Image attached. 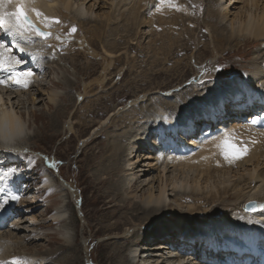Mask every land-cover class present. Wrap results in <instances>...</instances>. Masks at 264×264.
I'll list each match as a JSON object with an SVG mask.
<instances>
[{"label":"bare ground","instance_id":"6f19581e","mask_svg":"<svg viewBox=\"0 0 264 264\" xmlns=\"http://www.w3.org/2000/svg\"><path fill=\"white\" fill-rule=\"evenodd\" d=\"M109 1H111L112 12L108 14L107 19L98 21L94 17H97L94 11L96 6L94 0H11L10 3L5 4L3 10L14 11L16 5L22 2L37 27L38 15L32 9H37L47 18L70 17L72 21H79V24L87 30L91 27H85V25L94 21L92 30L95 31H92L93 34L89 33L91 37L87 40L79 41L81 51L75 57L100 61L101 55L98 52L101 50L113 56L107 64H105L106 59L102 58L105 64L103 65L105 78H109L101 84L99 81L97 83L104 91L108 92L116 64L123 59L126 60L128 63L124 73L126 77L135 70L139 58L146 57L145 48L155 54L150 60L143 61L149 66V71H145L143 75L139 74V77L131 78L128 84L126 81V84L138 85L141 81L147 82L148 76L151 75L150 90H155L154 85L159 86H156L159 90L176 88V86L183 88L171 96L154 97L151 103L145 101L147 106L142 107L141 112L137 113L134 109L131 115L127 117L122 115L124 123L120 125L121 119L117 121L120 129L107 133V138L111 139L112 144L109 154L112 153L111 156L114 157L104 161L107 164L103 166L109 168L113 163L116 169L118 168L121 173L124 171L125 175H121L118 179L120 181L115 184L117 185L113 192L115 198L111 197L109 201L102 202L101 206L95 210L97 214L101 213L99 217L82 219L86 223L78 227L77 220L74 218L76 212L73 211L70 201L74 203L75 200L80 203L83 214L88 209L85 208L84 199H80L79 191H76L73 186L70 187L72 196L64 193L68 196V201L64 203L67 197L64 195L62 204L53 209L55 213L47 222L43 221L41 213L34 214V211L30 217L22 216L34 210L35 207L31 205L35 201L25 199L27 197L21 198V196H28L33 190L38 189L30 185L25 187L24 192L18 194L13 192V196L8 198L4 205L14 208L12 214L17 213L18 220L6 233L1 232L9 215L0 212V226H3L0 228V261L7 264H13L17 259L20 264H223L221 255H216L220 257V261H217L213 254L226 252L225 256L231 253L232 257L229 260L224 259L225 261H231L232 264L235 259H238L237 264H247L250 258L242 259L241 249L232 251L230 247H232V241H239L235 242L237 247L241 241H244L247 244L245 252L253 255L259 254L263 248L261 245H264V210H261V207L257 213L244 210L246 202L251 200L257 201L259 206L264 205V114L258 119L256 117L253 119L251 114L254 103L260 105L259 101L264 100V48L262 49L264 6L259 5L261 0H244L246 3L242 7L239 6L240 8L234 6L233 0H207L208 7L204 10L202 23H200L201 16L196 14L200 7L191 0L182 1L192 9L193 16L185 11L178 14L166 8H160L158 11L162 17L158 21H154V16H150L153 7L151 0ZM90 2V6H87ZM230 8L240 10L237 11L228 27L225 19L231 12ZM147 23H149L150 32L143 30L144 26L148 27ZM180 26L182 29L179 35L175 36L174 31ZM202 28L209 30L208 36L211 41L204 44L209 48L205 53L199 51L204 45L200 46L196 53L202 56L210 52V46H213L214 52L218 54L217 58L204 64L203 72L198 70V73H193L194 69L190 67V62H185L181 66V60L189 59V56L176 61L179 67L175 70L158 69L163 62L171 63L176 57L186 55L192 49L191 45V48L187 49L185 42L192 43V37L196 34L195 29L199 31V38L206 39L207 34L201 30ZM70 29L69 26L64 28V31L68 32ZM141 36L143 37L140 38ZM147 36L152 37L150 42L144 45L143 40ZM0 37L9 42L6 45L8 50L0 49V52H4L5 57H13V63L16 59L22 61L15 66V71L32 73L31 76L26 77L27 86H24L10 80L9 77L13 73L0 67V77L5 79L4 83H0V143L7 148L8 145L20 147L37 136L28 132L27 118L20 109L29 101V97L35 96V92L32 93L33 88L38 87L37 91L41 85L43 86L40 78L49 68L43 62L49 56L41 53L42 47L46 44L30 33H27L26 37H10L5 35L3 27H0ZM107 37H111L112 40ZM155 40L161 41L159 48L153 47L157 43ZM58 41L54 38L51 44L55 47ZM179 44L183 45V49L176 52L174 48ZM256 46H261V50L257 47L259 51L254 52L253 48ZM19 48L25 51L21 52ZM129 49L136 53L135 57L128 55ZM253 52L255 54L252 58ZM91 56H99V58L93 59ZM246 57L252 58V62L247 61L248 59L246 62L236 60ZM74 59L73 57L71 59L72 65L76 63ZM198 60H201V57H198ZM34 61L39 65L34 66ZM225 61H229V64L217 72L215 67ZM67 68L57 67L63 73L68 70ZM226 69H232L238 75L244 74V77H248L247 81L236 80L232 83L219 81L221 72ZM249 70L251 71L247 73ZM178 72L177 77L175 74ZM78 73H80L79 70ZM190 75L193 79L188 81L187 77ZM159 77H163L164 80L154 84L155 79ZM184 80L187 81L184 82ZM70 81L71 79L65 73L56 78V83L51 80L53 88L57 83L71 84ZM84 88L86 91L88 84L84 85ZM135 88L144 90L142 86ZM242 93H245L248 102L243 100ZM62 95L58 90L53 89L51 100L55 108L62 105ZM25 96L28 97L25 98ZM127 97L129 95L123 93V98ZM112 98L111 93L98 95L94 103L107 102ZM76 100L81 101L82 96L76 95ZM156 104L167 109L168 126H171L178 137L185 142V149L180 147L172 151L171 148H174V145L163 143V138L157 136L158 129L162 127L158 126L157 121L154 130L147 127L153 122L152 114L156 111ZM92 111L90 110V113ZM263 112L264 110H260V113ZM200 118L205 126L202 130L198 129L203 127L200 122L194 128L183 127V124H193L194 120ZM243 118L253 120L255 123L252 121L244 124L241 120ZM52 121H56V118L53 117ZM108 125L109 122H103L100 130ZM73 127L69 122L67 129H73ZM216 127L218 129L214 130ZM103 130L106 132L105 129ZM67 132L70 137V132ZM225 141H228L227 145ZM231 145L246 151L239 157L234 156L231 154L233 151ZM136 151H139V155L138 160L134 161ZM141 160L144 163H141ZM145 160L150 161L145 162ZM49 163L53 165V162L49 161ZM151 168L159 169V185L157 189L153 190L152 187L149 191H143L141 195H138L143 186L150 183V178L143 177L149 170L151 171ZM16 171L20 173V170ZM99 174L107 180L106 171ZM26 179L20 180L18 177L8 178L2 175L0 188L6 185L21 187L23 186L21 183ZM61 185L55 183L51 188L55 196ZM45 187H49V184L41 188ZM14 197L18 199H13ZM53 200L52 204H58L57 197ZM128 206L130 209L127 210ZM112 208L117 213L115 214L117 217L111 216ZM103 210L109 211L103 212ZM67 213L69 216H66ZM108 216L116 219L109 223L106 218ZM157 218H163L164 223L160 226L154 225L152 228L145 226ZM52 224H60L58 231L65 232L62 237L63 242L56 238L55 235L58 232L47 233L48 242L55 245L53 250L41 252L33 247L31 252H27L26 249H31L26 246L29 242L33 243L43 238L37 233L35 237L31 236L35 229ZM131 229L133 231H130ZM98 238H100L99 242H97ZM153 242L156 243L152 244ZM23 244L25 245L22 248ZM16 247L20 249V252L16 251ZM34 251H37V254ZM98 253H100L99 257ZM101 253L105 255L104 260ZM207 254H209L208 257H206ZM248 263L251 264L250 261Z\"/></svg>","mask_w":264,"mask_h":264},{"label":"rangeland","instance_id":"374dc122","mask_svg":"<svg viewBox=\"0 0 264 264\" xmlns=\"http://www.w3.org/2000/svg\"><path fill=\"white\" fill-rule=\"evenodd\" d=\"M94 1L96 3L94 11L95 14H97V17L94 16L95 19H97V21L107 19L108 14L112 12L111 1L109 0H97V1L94 0ZM191 1L194 2L198 7H200L197 9L196 14H199L201 16L200 23H202L203 13L205 8L208 7L207 5L208 2L207 0H191ZM151 3H153V7L150 16H154L153 18L154 21H158L159 18L162 17V14H160L158 11L160 8H166L168 10L173 11V13L180 14L185 11L191 13L192 16L194 15L192 9L188 8L185 2L182 0H151ZM233 3L235 4L234 6L242 7L243 4L246 3V1L233 0ZM90 4L91 2L87 6H90ZM259 5L264 6V0H261ZM230 10L232 13L230 12L228 14L227 19H225L226 25L228 27H230L231 21L234 19L236 13H238L237 11H239L240 9L230 8ZM37 18H38L37 20L39 21L36 22L38 27L41 30L50 32L52 34L46 39L36 36L39 40H41L43 43L46 44L45 47L44 46L42 47L43 50H41V53L47 54L49 56L47 59H45V62H43V64L47 65L49 68L46 71V73L42 75L41 78L39 76L40 80L42 79L43 86L41 85V87L37 91L36 89L38 87L33 88L34 91L32 93L35 92V96L32 95L31 97H29V101L26 104H24L20 109V111L23 112L27 118L26 121L28 122L27 124L28 132L31 134H36L37 136L30 139L28 144H25L24 146H20V147L16 145L13 146L8 145L7 148L1 145L0 143V177L2 175L7 176L8 178L18 177L20 180L22 178H27L26 179L27 181L26 180L24 181L25 182L24 185L25 186L31 185L32 187L38 190H33L28 196H21V198L27 197L25 199L35 201L34 203L35 205L34 204L31 205L35 207L34 210H32L29 213H25L22 216L24 217L28 215L30 217V215L34 211V214L41 213V216L43 217V221L45 222L50 221V219H52V216L55 213L53 209L56 206L62 204L61 203L62 199L64 200L63 196L66 195L64 193L70 194L71 193L70 187L73 186V188L76 191H79L78 195L81 200L84 199L85 208L88 209L87 211H85V214H83L82 207L81 205H79L80 203H78L75 200L74 203L72 202V200L70 201L73 211L76 212V214H74V218H76L77 220L78 227L79 225L80 227H82V223L84 224L86 223L85 221H82V219H88L89 217H99L100 212L97 214L95 210L99 206H101L102 202L105 203L109 201L111 197L112 199L115 198L113 193L117 188V185L115 184L120 181L118 179H120L119 177H121V175H125L124 171H122L121 173L118 168L116 169L113 163L110 164L111 166L109 168H105L103 166V164H107V162L104 161L110 160L111 158L114 157L111 156L112 153L109 154V152L111 151L112 144L110 143L111 139L109 140V138H107V133L114 132L116 131V129L117 130L120 129L117 121L121 119L119 124L121 125L124 123L123 122L124 117H122V115H125L126 117L131 115L134 109L136 110L137 113L141 112L143 110L142 107L147 106V103L145 101L151 103L152 98L154 97L156 98L162 95L165 97L167 95L171 96L174 93L179 92V90L182 89L183 87L179 88L176 86V88L169 87L164 90H159V88H157L159 86L156 85L157 86L156 87L154 85L155 83L158 82L160 83L164 80L163 77H159L155 79L156 80L155 82H153L155 90H150L149 83L152 82L150 81L151 75L148 76L149 80L147 82L141 81L138 83V85L137 84L127 85L131 78L139 77L138 76L139 74L143 75L145 74V71H149V66L143 63V61L150 60L152 56H155V54L152 53L151 51H148V49L145 48L144 54L146 55V57L139 58L140 60L135 70L127 74L126 77L124 76L125 70L127 69L128 66L126 60L123 59L122 62L116 64V69L113 70L112 81L110 82L108 92L104 91L102 86H98L102 83V81H104L105 79L107 80L109 78V77L105 78L106 75L103 72V65L105 66V64L110 62L111 57L113 56L105 54L103 50H101L100 52L96 50L98 53H100L99 55H101L100 57L101 64L100 61L98 60L89 61L84 58H79V57L76 58L77 57L76 54H78L81 51L79 46V41L81 39L87 40L88 37H91V34L89 33L93 34V32L95 31L92 30V27L93 25H95V22L93 21L89 24H86L85 27L86 26L91 27L90 30H87L79 24V21H72L70 17H67V19H62L59 18V16H55V18L52 19V18H47L46 16L41 14L38 15ZM56 20H58L59 22L57 23ZM147 21L149 22V20ZM147 24L148 27L146 28V26H144L145 28L143 27V30L150 32L149 23ZM69 26L71 27L70 31L65 32L64 28H68ZM180 27L176 28V30L174 31L175 36L179 35L182 26ZM73 28H75L76 30L72 31ZM201 30L205 32V34H207L206 39L199 38L198 37L199 31L195 29L194 33L196 34L192 37L193 38L192 43L190 44L188 42H185V47L188 49L189 47L191 48L192 46V49L189 52H187L186 55L176 57L171 63L165 64V62H163V64L159 66L158 69L166 70L167 68L168 70H175L179 67L178 65H176L175 62L178 61L179 59L184 58V56H189V59H182L181 60L182 62L180 61L182 63L181 66L185 62H190L191 64L190 67L194 69L193 73H198L197 72L198 70L199 72H203L204 64L211 59L217 58L218 54L214 52L213 46H210V52L203 54L202 56L201 55L198 56L196 51L199 49V47L211 41V39L208 36V34L210 33L209 30H207L206 28H202ZM142 37L143 36H141L140 38ZM151 37L152 36H147V38H144L143 40L145 43L144 45H147V42L150 40ZM54 38L55 40L56 38L57 40H59L56 44L57 47L55 46L56 48L54 47V45L51 44ZM107 38L112 40L111 37H107ZM152 39L153 40L155 39L154 36ZM39 40H37V42ZM132 41L133 40H131L130 42ZM156 42L157 40H155V43ZM96 43L97 42L95 40V44ZM160 44L161 41L154 44L153 47L155 46L154 48H159ZM96 46L100 48V46L98 45ZM204 47H200L201 49L199 51L205 53V51L209 49L208 47L205 48ZM257 47H259L261 50V46H256L253 48L254 52L259 51ZM263 48L264 46H262V49ZM181 49H183L182 44H179L174 48L176 52H179V50ZM129 51L130 53L128 55L130 57L136 56V53H134L130 49ZM254 52L252 54V58L253 55L255 54ZM72 57L73 59L75 58L74 61L76 63L74 65L76 67L72 65V61H71ZM198 57H201V60H198ZM91 58L98 59L99 56L98 57L91 56ZM102 58L106 59L105 64ZM252 58L251 59L249 57L248 58L246 57L244 59L237 58L236 60L238 62H246V60L248 59L247 61H250L251 63ZM227 64H229V61H225L224 63H221L219 66L215 67L216 71L219 72L220 70L224 69ZM37 65H39V63H36V61H34V66ZM57 67L59 68L62 67L63 69L68 67L67 68L68 70H66L64 73L71 79L70 81L71 84L64 85L62 83H57V85H55V88H53L54 85H52L51 80H53V82L56 83V78L64 75L62 70H58ZM78 70L80 73H78ZM250 71L251 70L247 71V73H249ZM224 72L226 73L224 74ZM224 72H221V76H219V81L232 83L235 82L236 80H241L242 82H245L247 81L248 78V77H244L245 76L244 74L238 75L237 73H235L236 71H232V69H226ZM175 75L178 77L179 72L176 73ZM214 75L217 76L216 74ZM192 79H193L192 75L187 77L188 81ZM94 80L95 82H93ZM187 80H184V82H186ZM97 81H99L100 84L97 83ZM92 82L93 85H91ZM86 84H88V88L85 91L84 85ZM137 86L139 87L142 86L144 90L143 91L137 90V88H135ZM53 89L55 91L58 90V92H60L61 95L64 93L61 96L62 105L58 108H55L53 106V100H51L52 98L51 94H53ZM107 93H111V97L113 98L108 100L107 102L94 103L98 95L103 96V95H107ZM123 93L128 94L129 97L123 98ZM242 94L243 97H246L245 93ZM76 95L82 96V100L81 101L76 100ZM26 97L28 96H25V98ZM252 102H254V100ZM259 103L260 105L258 106V108L260 107V109H257L256 103H254V107H256V109L253 108L252 110L254 118L256 117L257 119L259 118L260 110H264V104H261L262 101H259ZM159 105L160 104L155 105L157 106V108L156 111L152 114L153 122L147 125V127H150V129L154 130L156 128V121H157L158 126L159 127L162 126L161 128L158 129L159 133L157 134V136L163 138V143H168V145H174L173 146L174 148H171L172 151L180 149V147L185 149L186 147L185 142L178 137V134L173 130L171 126H168L169 116L167 109ZM90 110L93 111L90 113ZM53 117L56 118V121H52ZM106 121L109 122L110 127L109 125L107 127H104L103 129L106 130L105 132L103 129L100 130V127L102 123ZM53 122L54 125L52 126ZM69 122L72 127L74 126L73 129L72 128H70L69 130L67 129ZM247 122H248L247 120H243V123H247ZM202 128H204V126ZM198 129L202 130L201 127H199ZM67 131L70 132V137ZM161 131L163 132L162 134ZM173 140L176 142H172ZM176 144H178V146H175ZM13 151H17V152H13ZM136 153L137 155L133 157L134 161L138 160L139 151H136ZM49 161L53 162V165H51ZM142 161L143 160H141V163H144V161L143 162ZM149 161L150 160H145V162H149ZM16 170H20V173H18ZM104 171H106L105 177L107 178V180H104L103 179L104 176L102 175L103 176L102 177L99 174ZM159 174H160L159 169L151 168V171L149 170L146 176L143 177V178H150V183L145 184L143 186L144 190L142 189V191H139L138 195H141L143 191H149V189H151L152 187L153 190L157 189L160 181ZM55 183L62 184L61 186L58 187V192L56 193L57 196L53 194V189H51L53 188V185ZM46 184H49V187L41 188L43 187V185ZM0 189L3 190L4 193H6V197H2L0 195V206L3 207L4 209L3 211L0 212H5V207H10L9 209H11V206L4 205V202L8 198L13 196V192L18 194L20 192L25 191V187L23 186L16 187L14 185H6ZM56 197L58 198V202H57L58 204H52L54 201L53 199L54 198L56 199ZM67 201H68V196L65 198L64 203ZM128 209H130V206H128L127 210ZM109 210H103V212H107ZM112 212L113 213L111 216L117 217V215H115L117 213L115 212L114 208H112ZM17 216L18 215L16 213L15 215L13 214L11 219L8 220V224L2 228L3 230L1 229V232L4 231L6 233L9 229H11V226L17 223L18 220L16 219ZM66 216H69V213H67ZM106 218L109 223L116 219L112 217L109 218V216ZM162 219L163 218H157L153 222L151 220L152 223L145 226H149L150 228H152V226L154 225L160 226L162 225L161 223H164ZM58 229H60V224L59 225L52 224L50 226H46L42 228L39 227L38 230L35 229V231L32 233L31 236L35 237L37 233V234H41L40 236H43L44 239L43 238L38 239L33 243L29 242V245L26 246H28V248L31 247V249L30 248L26 249V251L31 252L33 247H35L36 250L38 251L41 250V252H46L49 251L50 249L53 250L55 248V245L50 244L48 242V238L46 237V234L58 232V234L55 236L61 242H63L62 237L63 235H65V232L62 230L58 231ZM130 231H133V229H131ZM71 234H72V230L70 235ZM26 241L27 240H25V242ZM99 241L100 238L97 239V242ZM154 243L156 242H153L152 244ZM24 245L25 244H23L22 248L24 247ZM19 250L20 249L16 247V251L20 252ZM34 252L35 254H37V251ZM99 255L100 253H98V257ZM101 256L102 259L104 260L105 255L101 253ZM213 256L215 257V259L220 261L219 258L221 256L220 257L216 255ZM221 259H223L222 261H224V258L221 257ZM86 264H91V263H86Z\"/></svg>","mask_w":264,"mask_h":264},{"label":"snow or ice","instance_id":"6c2138e0","mask_svg":"<svg viewBox=\"0 0 264 264\" xmlns=\"http://www.w3.org/2000/svg\"><path fill=\"white\" fill-rule=\"evenodd\" d=\"M11 0H0V27H3L4 34L10 37H26L27 33H30L34 36H39L41 38H48L51 33L41 30L39 27L35 25V23L31 20V17L28 15V12L25 8L24 3H18L15 7L14 11L8 12L4 11V6L6 3H10ZM32 11H35L37 15H41V13L37 9H32ZM47 19V18H45ZM58 23L59 21L56 20ZM76 29L73 28L72 31H75ZM8 41L4 40L3 37H0V49H4V51H7L6 45H8ZM18 47V45H17ZM19 51L23 52L25 49L19 48ZM22 63L21 60L16 59L13 63V57L11 56H4V52H0V67L5 68V70H8L13 73L11 77H9L10 80H13L16 84H23L24 86H27V79L26 77H29L32 75L31 72H16L15 66ZM5 79L0 77V83H4ZM255 123V121H253ZM225 144H228V141H225ZM231 148L233 151L231 152L234 156H241L245 153L246 150H241L236 145H231ZM18 199V198H13ZM261 210H264V205H261ZM0 264H7V262L0 261ZM13 264H20V261L17 259L13 262Z\"/></svg>","mask_w":264,"mask_h":264},{"label":"water","instance_id":"95a60500","mask_svg":"<svg viewBox=\"0 0 264 264\" xmlns=\"http://www.w3.org/2000/svg\"><path fill=\"white\" fill-rule=\"evenodd\" d=\"M244 210L248 212H257L259 210L258 203L255 200L249 201L245 204Z\"/></svg>","mask_w":264,"mask_h":264}]
</instances>
